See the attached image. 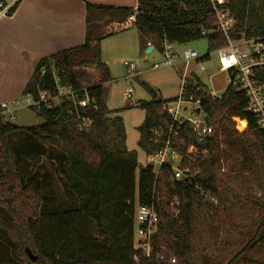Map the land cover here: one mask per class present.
<instances>
[{
  "label": "trees",
  "instance_id": "obj_1",
  "mask_svg": "<svg viewBox=\"0 0 264 264\" xmlns=\"http://www.w3.org/2000/svg\"><path fill=\"white\" fill-rule=\"evenodd\" d=\"M228 2L226 7L236 19L232 37L264 38V0ZM0 5L7 6L3 0ZM17 7L18 3L7 15L12 16ZM137 11L133 26L143 46L151 45L160 53L165 42L206 39L208 54L201 61L207 62L212 53L228 45L217 31L211 0H138ZM133 12L88 4V30L92 24L124 23ZM90 35L82 46L42 58L24 95L38 100L40 92L56 93L58 83L79 92V99L88 95L93 103L83 108L64 101L52 109H38L45 122L35 127L20 128L0 117V209L11 218L0 219V227L9 236L14 257L24 264H264V130L247 111L246 95L229 86L221 98H214L194 77L186 86V97L201 102L212 132L199 143L187 122L174 142L183 153L196 148L184 163L198 175L190 182L175 181L169 167L163 166L156 176L151 166H145L137 179L138 153L127 148V131L119 116L123 110L107 106V85L113 79L102 60L100 39ZM257 76L264 83V72ZM142 85L152 100L137 105L145 113L138 128V147L150 156L163 147L164 139L156 133H168L171 118L164 105L175 99L163 100L149 84ZM235 118L247 121L248 130L238 132ZM87 120L91 124L85 126ZM17 134L60 153L77 208L42 210L36 184L26 178L15 158ZM233 190L234 206L247 210V221L233 218L239 234L233 244L226 243L225 249L211 246L214 235L201 212L214 211V198L227 201ZM137 205H154L159 216L152 238L154 255L140 256L138 262L133 249ZM27 249L36 256L35 262Z\"/></svg>",
  "mask_w": 264,
  "mask_h": 264
},
{
  "label": "rangeland",
  "instance_id": "obj_2",
  "mask_svg": "<svg viewBox=\"0 0 264 264\" xmlns=\"http://www.w3.org/2000/svg\"><path fill=\"white\" fill-rule=\"evenodd\" d=\"M90 31L91 37L95 41L101 38L100 26L97 24H92ZM97 33L98 39L95 38ZM122 45H125V43L118 42L115 39L106 42L105 48L107 51L105 52L106 54H102V60L105 62V59H107L110 62L112 71L113 81L107 85L108 106L112 110H123L120 114L123 117L127 131V148L130 151H137L138 153V179L140 169L147 164L146 154L138 147V128L144 122L145 113L139 108L131 106V103L152 100V96L144 89L143 82L153 87L159 98L177 95L181 79L185 74L186 63L184 62L183 53L188 49H193L200 56H205L208 54V41L202 39L187 44H173L177 53L176 63L171 66H160V63L164 60L158 51L152 55H148L146 51L144 52L141 49V54L139 55L137 49H131L130 45H128V48H125ZM131 50L137 53L133 55ZM125 62L134 63L141 72L139 79H134V77L128 84L124 78L126 75ZM199 64L191 62L189 64L190 72L195 71L210 92L214 93L217 97H222L229 87L230 78L227 73L220 71L218 53H212L210 61L201 63L206 67V71H200ZM155 66L157 67L155 68ZM129 90H132V98L126 102L125 93ZM6 102L12 107V102L14 101ZM17 102L19 104L18 109L13 113L15 118L8 116L6 118L10 123L20 128H25L39 126L45 122V119L40 116L38 108L32 109L28 106L25 95L18 98ZM187 114L189 115V111ZM234 121L238 132L242 133L248 130L247 121L238 118H235ZM241 122L246 123V128L242 127ZM13 141L18 167L24 172L28 180H33V183L36 184L42 198V210L52 213L77 208L78 202L69 190L67 174L63 171L60 153L55 149L40 145L33 139H28L25 134H17L13 137ZM157 168L158 166L155 169ZM253 191L255 192V190ZM234 194L235 191L233 190V194H230L229 199L224 202L214 198L215 210L208 211L204 209L201 212L207 226L214 235V240L210 242L211 246L218 245L220 248L225 249L226 243L233 244L239 238L238 231L233 227V218L234 220L241 219L242 221H247L248 214H244L247 210H244L242 205L234 206V200H232ZM0 219H4L5 221L11 220L8 213L3 209H0ZM214 221H217V224L214 225ZM0 264H24L14 257L9 236L1 227Z\"/></svg>",
  "mask_w": 264,
  "mask_h": 264
},
{
  "label": "built area",
  "instance_id": "obj_3",
  "mask_svg": "<svg viewBox=\"0 0 264 264\" xmlns=\"http://www.w3.org/2000/svg\"><path fill=\"white\" fill-rule=\"evenodd\" d=\"M213 10L217 18V31L226 37L228 45L217 51L219 55L220 71L229 75V86H233L239 92H243L248 98L247 111L252 113L256 119L259 129L264 130V83L258 79V72H264V38L248 39L245 37L234 39L232 36L236 32V19L231 11L226 7L228 0H211ZM11 7L0 5V16L7 15ZM138 11L134 10L133 14L126 22L117 25V29H124L134 25ZM164 61L160 66L174 65L176 56L173 53L171 44L165 42L162 46ZM184 62L186 63L183 85L179 96L173 101L166 103L164 109L171 118V127L165 136L162 132H157L158 138L164 139L162 149L154 155L146 156V166H151L154 173L158 176L163 166L169 167L174 175L175 181L190 182L198 175V170H193L190 164L184 163V158H191L190 155L196 152V148L191 146L186 153H183L177 146L174 139L180 134L181 128L185 123H190L191 129L197 135V141L202 143L212 132L207 124V114L203 111L201 102L195 100L194 96L186 97V86L189 85L187 73L191 62L200 63V71H206V67L200 62L202 56L193 50L188 49L183 53ZM128 68V79L136 77L137 66L134 63H125ZM159 66V65H158ZM157 66H155L156 68ZM44 73V71H43ZM79 92L69 88L62 87L57 83L56 93L49 91L40 92L39 99L34 100L28 95L27 102L29 107L38 109H52L59 106L64 101L75 103L76 106L86 108L94 101L89 99L88 95L79 99ZM127 100L132 98V90L126 92ZM214 98H221L210 92ZM18 102L0 105V117L8 121L7 116L15 118L13 113L18 109ZM189 111V115L187 112ZM91 124V121H85V126ZM156 166H158L157 169ZM159 216L156 208L153 206L137 205L134 218V244L135 261L140 260V256L152 258L155 248L152 245V238L158 231ZM164 259V256H157ZM175 263V260L172 259Z\"/></svg>",
  "mask_w": 264,
  "mask_h": 264
},
{
  "label": "crops",
  "instance_id": "obj_4",
  "mask_svg": "<svg viewBox=\"0 0 264 264\" xmlns=\"http://www.w3.org/2000/svg\"><path fill=\"white\" fill-rule=\"evenodd\" d=\"M3 1L8 7H12L17 3L18 7L12 16H0V105L7 103L6 101H17L18 98L24 96L26 86L33 75L35 67L42 58L82 46L85 43L87 34H91L86 21L88 4L97 7L127 8L132 10L137 9L138 6V0ZM118 24L120 23L109 24L103 22L97 24L100 26V33L102 34L100 38L102 54L107 51L105 43L112 39L124 42L125 45H122V47L128 48V45H130L131 49H137L139 55L141 54V49L144 52L147 51L149 45L143 46L141 37L133 24L124 29H117ZM95 38L98 39V33ZM171 47L176 56L177 51L174 49L173 44H171ZM133 50H131L132 54L135 55L137 52ZM154 52H156L155 49L148 55H152ZM160 54L163 56L162 53ZM200 62L202 61L200 60ZM105 63L111 71L110 62L105 59ZM188 73V83L194 77L201 80L195 71L190 72L189 70ZM137 74L134 79L141 77L139 68ZM128 76L129 73L126 66L124 78L127 84L133 80L132 78L128 79ZM182 85L183 78L181 79L177 95L160 98L163 100L176 99L179 96ZM204 85L206 86V84ZM125 99L126 102L130 101L127 98ZM138 102H132L131 106L137 107Z\"/></svg>",
  "mask_w": 264,
  "mask_h": 264
},
{
  "label": "water",
  "instance_id": "obj_5",
  "mask_svg": "<svg viewBox=\"0 0 264 264\" xmlns=\"http://www.w3.org/2000/svg\"><path fill=\"white\" fill-rule=\"evenodd\" d=\"M154 50V47L149 45L148 49H147V54H150L152 51ZM28 255L30 257V259L35 262L36 261V256L32 253V251L30 249H27Z\"/></svg>",
  "mask_w": 264,
  "mask_h": 264
},
{
  "label": "bare ground",
  "instance_id": "obj_6",
  "mask_svg": "<svg viewBox=\"0 0 264 264\" xmlns=\"http://www.w3.org/2000/svg\"><path fill=\"white\" fill-rule=\"evenodd\" d=\"M241 125L243 128H246V123L245 122H241Z\"/></svg>",
  "mask_w": 264,
  "mask_h": 264
}]
</instances>
